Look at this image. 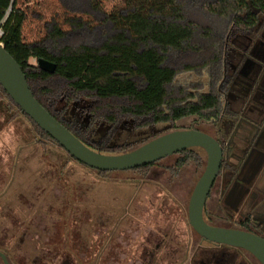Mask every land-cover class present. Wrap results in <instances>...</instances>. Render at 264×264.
<instances>
[{
	"label": "rangeland",
	"instance_id": "rangeland-1",
	"mask_svg": "<svg viewBox=\"0 0 264 264\" xmlns=\"http://www.w3.org/2000/svg\"><path fill=\"white\" fill-rule=\"evenodd\" d=\"M93 3L97 11L88 14L70 11L61 0H17V6L26 13L24 41L51 44L48 34L54 25L73 33L70 20L78 17L88 25L87 33L79 39L93 42L98 36L96 41L103 40L100 21L104 14L116 27L157 32L164 26L153 15L166 14L176 0ZM190 18L214 26V44L204 47L205 51L170 57L169 65L178 69L173 89L210 93L220 72L213 54L225 41L230 22L204 13ZM93 27L96 29H90ZM75 38L72 34L69 43ZM260 40L264 45L263 38ZM225 44V49L230 48ZM227 50L228 59L230 49ZM30 62L37 65L36 58ZM58 106L66 105L60 101ZM77 111L75 104L67 106L68 116ZM13 114L7 98L0 100V251L8 255L12 264H190L199 237L189 223L188 204L206 166L205 151H197L201 165L189 161L176 168L180 158L176 154L146 171L103 176L71 160L66 151L53 143L40 142L31 122L22 115L13 118ZM106 127L97 126L96 138ZM175 127L172 130L198 127L216 134L210 122L196 116L177 121ZM169 129L165 123L134 128L128 120L118 128L112 143L139 146ZM255 177L251 172L248 182ZM252 199L255 197L251 202ZM237 201L235 209L239 208L240 198ZM0 264H4L1 258Z\"/></svg>",
	"mask_w": 264,
	"mask_h": 264
},
{
	"label": "trees",
	"instance_id": "trees-1",
	"mask_svg": "<svg viewBox=\"0 0 264 264\" xmlns=\"http://www.w3.org/2000/svg\"><path fill=\"white\" fill-rule=\"evenodd\" d=\"M61 2L76 13L91 14L97 11L93 0ZM200 13L211 18L228 19L230 22L225 41L220 50H215L213 54L220 68L215 83L221 81V88L204 94L186 93L181 88L178 92L182 95H179L173 89L178 69L169 65L170 57L186 52L198 53L199 49L211 48L214 44V26L190 18H196ZM153 18L164 28L157 32L143 33L129 26L116 27L108 15L104 14L100 21L103 40L96 41L98 36H95L91 42L79 39L81 34L87 33L88 25L78 17L70 20L73 33L54 25L48 34L51 44L27 43L23 39L26 13L17 6V0H0V27L4 31L1 42L22 66L36 99L86 145L104 153L126 152L138 146L112 143L118 128L126 121L131 120L134 128L165 123L169 125L170 131L176 128L177 121L196 116L206 122H218L217 140L226 150L233 124L227 117L219 118L227 108L223 97L230 86V77L222 69L226 57L225 43L229 46L236 36L254 34L262 28L264 0H176V4L166 14H156ZM72 34H75L76 41L69 43ZM31 58L49 60L56 64V69L53 73L42 70L38 63L35 65L30 62ZM224 75L226 77L222 80ZM3 98H7L9 109L14 110L13 118L22 115L31 122L40 142L48 141L66 151L22 112L0 85V100ZM60 101H64L66 106L60 108ZM70 104H75L78 110L73 116L66 113ZM100 124L107 127L96 138L97 126ZM156 136L159 134L152 139ZM66 153L71 160L78 161ZM177 154L180 158L176 168L189 161L201 165L202 158L197 150L187 149ZM155 164L127 171H146ZM224 166H227L226 161L223 162ZM90 169L103 176L124 172Z\"/></svg>",
	"mask_w": 264,
	"mask_h": 264
},
{
	"label": "water",
	"instance_id": "water-1",
	"mask_svg": "<svg viewBox=\"0 0 264 264\" xmlns=\"http://www.w3.org/2000/svg\"><path fill=\"white\" fill-rule=\"evenodd\" d=\"M37 63L42 70L51 73L56 69L55 63L43 58L38 59ZM0 85L22 112L71 156L96 170L127 171L158 162L189 148L204 149L207 155L206 166L193 189L188 205L190 225L203 239L245 249L264 264V237L240 228L211 225L204 218L208 195L224 159L222 145L212 134L197 129H175L123 153L97 151L81 141L42 106L30 89L22 66L1 42ZM0 257L5 264H11L4 252L0 251Z\"/></svg>",
	"mask_w": 264,
	"mask_h": 264
},
{
	"label": "flooded vegetation",
	"instance_id": "flooded-vegetation-1",
	"mask_svg": "<svg viewBox=\"0 0 264 264\" xmlns=\"http://www.w3.org/2000/svg\"><path fill=\"white\" fill-rule=\"evenodd\" d=\"M239 36L245 38L246 50L243 55L247 56L245 61H248V59L254 56V46L262 44V40L260 39L263 38L264 40V24L254 34L238 35L235 38ZM233 40L230 42L231 44ZM259 40L261 43H259ZM262 61L264 62V58ZM261 65L264 69V63ZM226 73L230 77L229 90L223 97L227 108L224 110V113H221L219 118L224 119L227 117L230 123L233 124V131L227 142L228 147L226 146V150H223V162L226 161L227 166L223 167L222 162L220 172L207 198L204 208V218L211 225L240 228L264 237V147L259 144V138L264 134V112L252 119L245 110H236L233 107L230 100H228V95L234 83L235 74H230V68L227 69ZM224 77L226 75L223 76L222 80ZM215 88L220 90L221 85L219 84ZM243 121L252 123L256 128V132L254 138L246 142L244 147H236L233 141V134L237 126ZM217 124L218 122H211L216 131V134L212 135L216 138L218 137ZM188 129L200 130L198 127H190ZM189 150L205 151L200 147L189 148ZM256 160L261 162L259 166H257ZM251 172H254L256 177L252 182H248ZM219 178L222 179L218 183ZM254 197L255 199H252L251 202V198ZM239 198V208L235 209L233 205H237ZM210 202H212V208L209 207ZM197 235L199 241L194 248L190 264H256V262H258L257 264H261L245 249L211 242L203 239L198 233ZM8 260L10 261L9 257ZM10 263L12 264L11 261Z\"/></svg>",
	"mask_w": 264,
	"mask_h": 264
},
{
	"label": "crops",
	"instance_id": "crops-1",
	"mask_svg": "<svg viewBox=\"0 0 264 264\" xmlns=\"http://www.w3.org/2000/svg\"><path fill=\"white\" fill-rule=\"evenodd\" d=\"M244 41L245 38L239 36L230 43V48H226L227 51L230 49V53H227L228 59L224 57L222 69L226 72L229 66L230 74H235L228 100L236 110H245L253 119L264 112V69L261 65L264 63V45L254 46V56L245 61L247 56L243 55L246 50ZM254 79L256 80L253 81ZM220 83L218 80L217 85ZM255 132L256 128L252 123L241 122L233 134L236 147H244L246 142L254 138ZM259 144L264 147V134L259 138ZM259 160H256L257 166L261 163Z\"/></svg>",
	"mask_w": 264,
	"mask_h": 264
},
{
	"label": "built area",
	"instance_id": "built-area-1",
	"mask_svg": "<svg viewBox=\"0 0 264 264\" xmlns=\"http://www.w3.org/2000/svg\"><path fill=\"white\" fill-rule=\"evenodd\" d=\"M3 34H4V31H3L2 27H0V42H1V37L3 36Z\"/></svg>",
	"mask_w": 264,
	"mask_h": 264
}]
</instances>
